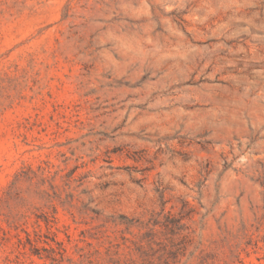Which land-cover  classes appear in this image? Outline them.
Wrapping results in <instances>:
<instances>
[{
	"label": "rangeland",
	"instance_id": "rangeland-1",
	"mask_svg": "<svg viewBox=\"0 0 264 264\" xmlns=\"http://www.w3.org/2000/svg\"><path fill=\"white\" fill-rule=\"evenodd\" d=\"M54 238L264 264V0H0V264Z\"/></svg>",
	"mask_w": 264,
	"mask_h": 264
},
{
	"label": "trees",
	"instance_id": "trees-1",
	"mask_svg": "<svg viewBox=\"0 0 264 264\" xmlns=\"http://www.w3.org/2000/svg\"><path fill=\"white\" fill-rule=\"evenodd\" d=\"M46 222V224L48 225L47 221L44 220ZM48 234L50 235H55L54 232L50 231ZM36 237L37 238H41L42 234H38L36 233ZM26 240L28 241V243L34 248L36 249V246L33 244V240H32V236L29 233H26ZM49 239H47L46 241H44V244H46L49 248H42V250H44L45 252L50 253L51 255L46 257L47 259L52 261V264H59L62 261H64V258L67 255V248L64 244V242H59L56 238L54 239H50V241H48ZM50 242H52L53 244H55L57 246V248H54ZM60 256V258H58L57 256ZM35 256H38L40 259H44V257H42V255H40V253H35Z\"/></svg>",
	"mask_w": 264,
	"mask_h": 264
}]
</instances>
